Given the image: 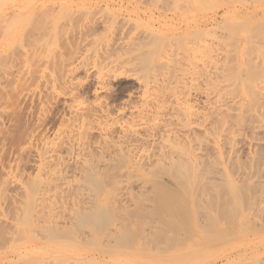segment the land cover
Segmentation results:
<instances>
[{
	"label": "bare ground",
	"instance_id": "6f19581e",
	"mask_svg": "<svg viewBox=\"0 0 264 264\" xmlns=\"http://www.w3.org/2000/svg\"><path fill=\"white\" fill-rule=\"evenodd\" d=\"M12 1L0 0V24L5 23H2L4 31L10 35L16 27L10 29L9 26L13 27L9 25L12 21L5 18L7 12L2 11V6L6 7L5 3ZM19 1L23 3V0ZM203 1L207 3L208 0ZM230 1L218 0L219 5L215 2L217 7L212 3L214 8L206 6L207 9L213 8V11L201 15L196 30L203 31L209 25L217 24L228 26L230 30L226 29L225 34L240 29L234 40L229 39V42L225 40L228 36L225 37L224 33V38L219 36L226 45L233 41V48L225 47L227 52L224 53L229 58L231 55V62L236 64L235 74L232 63L224 53L221 55L225 63L223 58L217 60L218 64L215 63L220 53L225 51L223 48L219 56L217 52V58L212 57L215 70L211 71L206 63L208 69H200L205 71L202 72L205 75L202 79L197 76L199 70L193 74L197 76L195 82L198 79L202 82H196L197 86L191 85L185 92L181 89L183 93L180 95L172 88L176 94L174 96L170 92L172 99L167 98L166 94L165 97L161 96V78L159 82L157 78L159 85L155 83V91L152 87L156 78L152 79V85L148 78L141 77V82L137 81L140 77L137 75L134 79L138 84L135 89L138 91L141 88L144 97L137 99L140 102L132 100L134 96L130 95L117 109L107 102L102 105L99 98L96 99L101 103L97 100L96 107H88L83 101L80 103V98L77 100L79 103H71L62 128L56 130L52 137L40 133L41 138L37 137L35 143L29 142L36 148L41 144L38 150L34 147L37 157L31 154L32 158L37 159L36 163L34 161L36 171L31 170L36 174H32L33 181L26 176L30 184L18 179L20 185L24 182L22 189L25 193L22 198L20 195L21 199L18 198L20 206L17 203L13 205L20 209L22 206L24 212L20 217L16 213L15 217L14 212H10V215L14 216L11 215L12 220L24 221L30 227L22 229L17 224L16 235L11 232V238L15 236L12 239L16 240L19 232L40 241L43 239L64 245L65 248L79 247L80 251L76 250L78 256L75 255L76 264H134L136 261L133 263L132 259H137L134 258L137 255L135 252L144 247L153 251L148 244H154L156 254L140 255L138 264H264V203L259 195L264 190V0L257 3L253 0L241 6L232 4L234 0ZM14 2L16 4V0ZM10 15L8 12L7 18ZM228 48L232 50L228 51ZM230 51L231 54L228 53ZM229 62L232 68H229L230 64L226 66L232 72L224 67ZM190 67L189 70H192ZM194 68L198 69L193 67V73L196 71ZM222 68L227 74L233 73H230L232 76L226 74L228 78H225ZM100 71H95L97 75L93 80L100 90H108L109 80L106 82L102 79L104 72L102 75ZM242 71L246 76L243 75L244 78ZM153 72L150 74L155 75ZM144 73L146 77L150 76L146 71ZM218 73L220 80L223 75L225 80H218ZM98 74L102 76L97 77ZM68 80L69 83L71 80ZM147 81L152 85V90ZM173 82H169L168 87ZM160 83L163 84L162 81ZM181 86L183 84L178 85L177 90ZM183 88H186L185 84ZM37 142L41 143L38 145ZM28 152L26 149L22 153L24 157L30 156ZM21 153L19 156H22ZM22 159L19 162L22 163ZM21 170L25 171L23 168ZM163 176L172 181L174 189L160 181ZM26 177L24 174L23 178L22 173V179ZM18 181L15 185L18 184L20 191ZM27 185L29 187L25 191ZM162 219L165 227L155 224ZM32 231H40L43 237L37 238ZM72 248H60V251L68 257L76 253ZM131 254L134 256L132 259L128 257ZM63 259L57 262L67 264L66 261L71 260Z\"/></svg>",
	"mask_w": 264,
	"mask_h": 264
},
{
	"label": "rangeland",
	"instance_id": "374dc122",
	"mask_svg": "<svg viewBox=\"0 0 264 264\" xmlns=\"http://www.w3.org/2000/svg\"><path fill=\"white\" fill-rule=\"evenodd\" d=\"M195 1L197 5L195 4ZM201 1L203 0H27V2L23 0L22 4H24V8H29L31 6V8H29V12L27 10L28 8L24 9L23 7H20L22 4L19 0H16V4L13 0L12 2H9L10 4L8 2L5 3L6 7L4 5L2 6L4 7L2 11L4 10L7 12L5 18L12 21V23L9 21L10 24H8L12 25L13 27L9 25L8 26L11 30L14 27H16V29L14 28V31L10 35L4 31V25L2 24L4 22H1L3 28H1L0 24V264H45V262L46 264H64L57 262V260H61V258H66L63 260H67L68 258L71 259L70 261H66L67 264H70L71 262V264H76L75 257L78 256V252L76 250H79V247L74 249L67 246L68 248H65L64 245H58V243L55 242L54 244L53 242L49 243L50 241L47 242L43 239L40 241L38 239H34L31 236L29 237L25 236L24 234H19V232L17 239H12L15 237V230L18 229L19 226H21L22 229H27L30 227L28 224H24V221L12 220V214L10 215V212H14L13 215L16 213V215L18 216L19 214L20 217V214L22 216V213L24 212L22 211L24 210L22 206L21 209L20 207L16 206L18 204L20 206V200H18V198L20 195L22 198L23 193H25L22 189L25 187V184L24 182L21 183L23 185V187H21L22 185H20V181H18V179L26 181L25 183H29L28 179L31 178L30 180L33 181L32 174H36L34 173L36 171H34V169H37V167L34 164V161L36 163L37 159L35 160V158H32L33 155L31 154H34L35 156L37 155L35 150L41 148V142H37L38 145L40 144L39 146H37L36 143L37 148L33 146L34 144L30 145L29 142L35 143L37 137L41 138L40 133H45V136L52 137V135L57 132L56 130L62 128L63 124L66 123V119L68 118L70 110L69 105L71 103L74 104V102H77L79 98L80 103L83 101L85 102L84 105L88 107H96L99 101V103L102 102V105H105V102H107L109 105L112 104V106L117 109L120 105H122L121 102H124V100H126L130 95L135 97H133L132 100H136V102L138 101L137 99H141L142 89L140 88V90L138 88V91L136 90L137 88L135 89V87L138 85L136 82L139 80L141 82V79L148 78L151 80V83H149L152 84V79L156 78V80L154 79L153 82L154 85L152 84L153 87L152 85H149V80L146 82L148 83L150 90H152V88L154 89L156 85L160 84L162 85V88H160L161 96L166 94L165 96L169 99H172L171 96L169 97L170 92L171 95L175 94L174 89L176 90V94L180 95L181 92L183 93V90L185 92V90H188L191 85L197 86L198 83L196 82L200 81V78H203L204 74H202V72H205L200 71V69L205 70L210 67L211 71L212 69L215 70V66L212 67V65L215 63L218 64L219 62L217 60L220 61V59L227 55L224 53L227 52V47H230L231 44L233 46V41L227 45L224 41L227 39L228 42L232 39L234 40L236 33L238 31L240 32V29H238V31H228L230 35L233 34L231 38L228 33L225 34L224 31L226 29H230H228L227 25L226 28L224 24L209 25L203 31L196 30L198 29L197 24L200 22L204 13L207 14V12L211 13L213 11L214 7L211 6L212 3H214L213 5L219 3L218 0H206L207 3L203 1L204 4ZM234 1L235 3L233 2L232 4L235 6H241L247 4L248 2H253V0H243V2L242 0H237L239 2L236 0ZM254 1L257 3L259 0ZM17 2L20 3L18 4ZM24 2L29 3V6ZM199 3H202L204 8L206 6L213 8H208L209 10L207 8L204 9L202 4L200 5ZM197 6H199V9ZM200 7L204 10H202ZM8 8L11 9L9 10ZM8 12L9 15L12 14L9 16L10 18H7ZM12 18L13 20L15 19L14 23ZM221 29H223V32H221ZM222 33H224L223 35H225V37L228 36L225 38V40L220 39V37L223 36ZM5 35L13 36L7 38ZM217 38H219L220 41L223 40L222 43ZM210 42L213 43L210 44ZM232 46L231 48H233ZM216 47L217 49H215ZM223 48L225 51L221 52ZM230 49L228 48V51ZM219 53L220 55L224 53V56H219ZM228 53L231 54V51ZM216 54L219 56V58L216 59L214 63V58L212 59V57L217 58L218 56ZM228 58L229 55L226 56L227 60ZM230 58L228 61L231 62V55ZM223 61L225 63V59ZM154 62L156 64H153ZM158 62L160 64H157ZM201 62L203 63V66L201 65ZM208 62H211V64ZM230 62L228 64H224V67L226 68L230 64L229 68H236V64L231 62V67ZM118 63L121 64L117 66ZM141 64L143 65V68L145 67L144 69L141 68ZM156 65L159 66L158 69L156 68ZM172 65L175 67L173 68ZM190 66H192V70H189V68H191ZM193 67L198 68H194L196 70L194 73L191 72L194 71ZM113 68L115 71H113ZM225 68H222L225 72V76L223 75L225 78H228L229 76L231 77V74H233L231 73L232 71L235 74V68L231 71L227 67L228 70L231 71V74H227ZM99 69H101L100 74L104 72V75L102 74L103 77H101L102 75L98 74L97 77L100 76L106 82L109 80L108 90H100L98 87H96L95 81L93 79L94 75L95 78L97 75L95 74V71L98 73L97 71H99ZM139 69L143 70L139 71ZM143 71H146V73H148L150 76L146 77L147 75ZM137 72L140 73L138 74ZM152 72L155 74H152L153 77L150 74ZM244 73L242 71V78L246 77ZM193 74H197L199 77L198 81L195 82V77L197 76ZM219 74L220 73H218L217 77L218 80H220ZM107 75L110 76L105 77ZM212 76L214 75L212 74ZM137 77L138 79H136ZM162 77L164 78V81ZM172 77L174 78L172 79ZM157 78L158 82L161 78L160 82L162 81L163 84L165 82V85L160 82L158 84ZM179 78H182L181 81ZM68 79L71 80L69 83ZM134 79L137 81L135 82ZM171 80L176 83L175 84L173 82V84L177 86L176 88L173 84H171ZM227 80L228 79H226V81ZM73 82H75V84ZM166 82L168 84H166ZM169 82H171V86L173 85L172 87L169 86L172 91L168 87ZM194 82L196 85H194ZM155 83L157 84L155 85ZM71 84L74 86L72 87ZM182 84L183 87L185 84L186 88H183L182 86L181 88L179 87L180 90L183 89L179 92V89L177 90L178 85L180 86ZM163 87H166L167 91ZM156 90L157 88H155V91ZM164 91H166V93ZM162 92L164 93L163 95ZM94 94L96 97H94ZM176 94L174 96H176ZM72 95L75 97H72ZM135 95L140 97L137 98ZM94 98H99L101 102L100 100H95ZM75 99L76 101H74ZM140 101L141 100L138 102ZM116 109L113 110V112H115ZM25 148L27 149V152L30 149V153H28L31 157H24L25 154L22 153L26 152ZM20 153L22 156H19ZM17 157L19 160H17ZM20 157H23V159ZM20 159H22L24 163L19 162L21 161ZM18 166H21L23 169H25L27 175L25 171L23 172L21 170L22 168L19 169V171ZM9 170L11 172H9ZM21 171L23 173V178L24 174L25 177H30L22 179V173L18 175ZM14 172L15 175H13ZM162 179H160L162 183L174 189L172 181H170L169 178H165L163 176ZM17 181L21 190H23L22 192H20L21 190H18V184L15 185ZM168 183L171 186L167 185ZM28 187L29 186L27 185L25 191L28 189ZM262 192H264L263 189ZM262 192L261 194L259 193V195H261V201L264 203V193L262 195ZM13 203L17 204L14 206ZM7 213L9 214L6 215ZM2 215H6L5 218L7 222L5 221V218L2 217ZM13 215L12 217H17L16 215ZM163 221V219L160 221L157 220L155 224L165 227L166 225H163ZM10 224L11 227L9 226ZM17 224L20 225L17 227ZM22 224H24L25 227L22 226ZM9 228H14V230ZM11 232L14 234L12 238ZM32 233L37 238L43 237L40 231H32ZM153 245L154 244H148V246H151L150 248H152L153 251L148 250V247H144V249L140 250L139 252H135L137 255L135 253L133 254L134 256L136 255L135 257L132 254L128 255V257L130 256V259L133 257L139 259L140 255L144 256L149 254L151 256H155L156 249H153ZM60 248L62 250H70L69 248H72L76 253H72L67 257L61 253ZM137 259H132L133 263L136 261L134 264H138L140 262V260ZM38 260L40 262H38Z\"/></svg>",
	"mask_w": 264,
	"mask_h": 264
}]
</instances>
